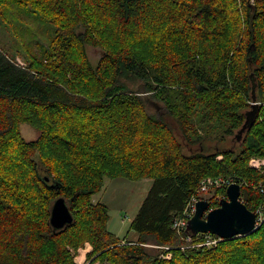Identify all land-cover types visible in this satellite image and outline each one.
I'll return each instance as SVG.
<instances>
[{
    "label": "trees",
    "instance_id": "trees-1",
    "mask_svg": "<svg viewBox=\"0 0 264 264\" xmlns=\"http://www.w3.org/2000/svg\"><path fill=\"white\" fill-rule=\"evenodd\" d=\"M12 3L55 37L28 66L0 46V264H76L86 243L90 263L264 264V220L210 248H181L186 232L173 228L205 177L233 179L250 210L264 208V167L250 165L264 158V0H0V18ZM159 34L167 43L154 54L146 40ZM88 45L103 49L96 66ZM253 89L259 113L239 149L207 151L206 140L241 129ZM144 93L199 150L184 151ZM22 123L39 136L26 140ZM105 177L153 181L130 224L137 239L111 232L107 205L93 202ZM59 197L74 219L55 230ZM225 197L220 188L206 199L215 208Z\"/></svg>",
    "mask_w": 264,
    "mask_h": 264
},
{
    "label": "rangeland",
    "instance_id": "rangeland-1",
    "mask_svg": "<svg viewBox=\"0 0 264 264\" xmlns=\"http://www.w3.org/2000/svg\"><path fill=\"white\" fill-rule=\"evenodd\" d=\"M248 1L250 3L254 2V0ZM4 11H6L5 13L7 16L0 18V46L7 51L15 61L21 65L28 66V63L33 60L35 54L39 53L40 45L45 48L50 47V42L55 37V27L47 20L43 18L39 19L37 13L33 12L30 6L21 5V7H18L16 3H12L8 8H5ZM17 11H20V14H16ZM166 39L167 36L159 34L148 38L146 42L149 44V47L155 43L153 53L157 54L161 52L162 46L167 43ZM103 53V49L99 46H87L88 58L94 66H96ZM127 82L132 83V87H136L137 85L136 81ZM143 95L149 113L165 119L173 128L186 153H191L200 149V144H192L187 141L183 136L178 122L167 113L161 102L145 93ZM258 102L261 104L260 101ZM248 110H251V107H249ZM20 129L26 140H35L39 136V131L28 123H22ZM199 131L203 134L202 130ZM236 136L237 132H235L234 135L226 136L224 141L208 139L204 142V144H206L205 148L207 151L229 148L239 149L240 140H237ZM261 160V162H264V158ZM262 167H264V165L259 168ZM152 183L153 181L151 179L136 181L122 177H105L102 190L95 194L92 200L94 203L101 201L107 205L109 212L108 229L111 232L120 238L127 236L128 238L135 239L137 233L130 229V224L146 198ZM182 239L187 242V245L181 246L183 249L186 247L210 248L216 246L220 242L214 244L210 239L203 238ZM150 243L153 242L151 241ZM147 246L161 250L158 256L159 259H170L172 257L170 252L172 247L170 246H160L156 244H148ZM167 247L169 249H167ZM104 264L109 263L104 262Z\"/></svg>",
    "mask_w": 264,
    "mask_h": 264
},
{
    "label": "water",
    "instance_id": "water-1",
    "mask_svg": "<svg viewBox=\"0 0 264 264\" xmlns=\"http://www.w3.org/2000/svg\"><path fill=\"white\" fill-rule=\"evenodd\" d=\"M253 93V104L251 110L246 113V120L237 133V139L250 129L258 116L259 103ZM47 180H49L47 178ZM241 186L233 183L226 188V197L221 199L219 205L207 212L210 204L207 199H201L196 203V211L189 220L186 234L195 236L199 233H210L220 237L222 240L232 239L238 236H246L254 232L257 225V213L250 210L240 199ZM73 214L64 197L54 201L51 209L50 224L55 230H62L73 222Z\"/></svg>",
    "mask_w": 264,
    "mask_h": 264
},
{
    "label": "built area",
    "instance_id": "built-area-1",
    "mask_svg": "<svg viewBox=\"0 0 264 264\" xmlns=\"http://www.w3.org/2000/svg\"><path fill=\"white\" fill-rule=\"evenodd\" d=\"M261 158H252L250 161V165L255 168H259L260 166L264 165V162H261ZM237 183L233 179H226L225 177H205L203 178L198 186V189L196 190V193L190 198V200L187 203V206L183 210V212L175 216L174 222H173V228L182 235L183 231L186 230L189 220L193 217L195 211H196V203L201 199H206L208 194L212 191H215L216 189L220 188H227L229 185ZM241 186V185H240ZM241 199V196H240ZM242 201V200H241ZM243 202V201H242ZM213 209L212 207H209V209L205 212V215L209 210ZM263 211L264 208L257 209L256 213L258 216L257 219V225L263 221ZM198 238L203 239H210L212 243L217 244L222 239L218 236H215L210 233H199L197 234ZM193 236H190L186 234L184 238L192 239ZM167 249H169L167 247ZM163 256V255H162ZM168 256V254H167ZM166 256V257H167ZM91 261H89L90 263ZM88 263V264H89Z\"/></svg>",
    "mask_w": 264,
    "mask_h": 264
},
{
    "label": "crops",
    "instance_id": "crops-1",
    "mask_svg": "<svg viewBox=\"0 0 264 264\" xmlns=\"http://www.w3.org/2000/svg\"><path fill=\"white\" fill-rule=\"evenodd\" d=\"M138 238V235L135 237V239ZM92 247L89 243H86V245L83 248H80L78 251V254L75 257V263L76 264H88L89 260L87 259V255L89 252H91ZM89 264H104L101 261L97 260Z\"/></svg>",
    "mask_w": 264,
    "mask_h": 264
}]
</instances>
